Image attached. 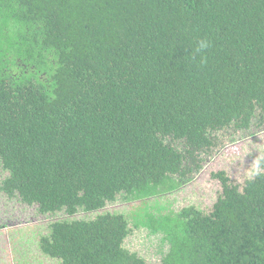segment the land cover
Wrapping results in <instances>:
<instances>
[{
    "label": "trees",
    "instance_id": "obj_1",
    "mask_svg": "<svg viewBox=\"0 0 264 264\" xmlns=\"http://www.w3.org/2000/svg\"><path fill=\"white\" fill-rule=\"evenodd\" d=\"M264 124V0H0V190L64 212L39 240L58 264H153L125 247L124 194L174 192L216 133ZM243 185L213 174L209 212L136 220L157 264H264V156Z\"/></svg>",
    "mask_w": 264,
    "mask_h": 264
},
{
    "label": "rangeland",
    "instance_id": "obj_2",
    "mask_svg": "<svg viewBox=\"0 0 264 264\" xmlns=\"http://www.w3.org/2000/svg\"><path fill=\"white\" fill-rule=\"evenodd\" d=\"M216 137L215 147L202 155V169L178 190L146 200L121 194L103 210L80 211L75 217L91 219L105 211L125 214L131 228L125 247L149 263H160L169 244L162 243L161 234H151L146 226L140 225L138 217L146 212L158 214L159 208L178 212L190 205L209 212L222 192V185L213 177L214 173L223 170L233 183L243 185L259 169L258 161L264 156V124L252 125L247 130L231 128L216 133ZM7 175L0 164V185ZM66 217L64 212L39 214L37 205L29 206L17 195L9 197L0 190V264H58L56 259L41 252L39 240L49 233L53 221Z\"/></svg>",
    "mask_w": 264,
    "mask_h": 264
}]
</instances>
